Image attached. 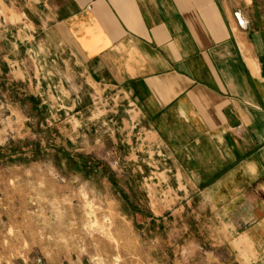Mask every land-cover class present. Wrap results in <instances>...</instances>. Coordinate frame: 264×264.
Listing matches in <instances>:
<instances>
[{"label":"crops","instance_id":"0c3cea01","mask_svg":"<svg viewBox=\"0 0 264 264\" xmlns=\"http://www.w3.org/2000/svg\"><path fill=\"white\" fill-rule=\"evenodd\" d=\"M2 2L0 77L60 66L119 93L154 214L215 234L218 264H264V0Z\"/></svg>","mask_w":264,"mask_h":264},{"label":"rangeland","instance_id":"374dc122","mask_svg":"<svg viewBox=\"0 0 264 264\" xmlns=\"http://www.w3.org/2000/svg\"><path fill=\"white\" fill-rule=\"evenodd\" d=\"M12 19L0 0V24ZM32 66L24 80L0 77V264L226 262L208 229L154 214L152 140L123 125L136 112L120 94Z\"/></svg>","mask_w":264,"mask_h":264},{"label":"water","instance_id":"95a60500","mask_svg":"<svg viewBox=\"0 0 264 264\" xmlns=\"http://www.w3.org/2000/svg\"><path fill=\"white\" fill-rule=\"evenodd\" d=\"M237 18H238V20L240 21V23L242 24V25H244V21H243V19L241 18V15L238 13L237 14Z\"/></svg>","mask_w":264,"mask_h":264},{"label":"built area","instance_id":"2783aa9c","mask_svg":"<svg viewBox=\"0 0 264 264\" xmlns=\"http://www.w3.org/2000/svg\"><path fill=\"white\" fill-rule=\"evenodd\" d=\"M88 8H90V7H88Z\"/></svg>","mask_w":264,"mask_h":264}]
</instances>
